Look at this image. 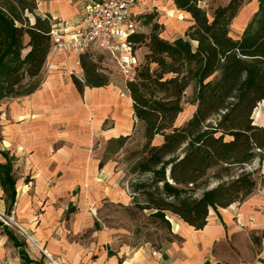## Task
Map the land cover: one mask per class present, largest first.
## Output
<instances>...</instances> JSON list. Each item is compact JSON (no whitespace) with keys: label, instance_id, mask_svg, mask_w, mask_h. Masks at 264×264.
I'll list each match as a JSON object with an SVG mask.
<instances>
[{"label":"trees","instance_id":"1","mask_svg":"<svg viewBox=\"0 0 264 264\" xmlns=\"http://www.w3.org/2000/svg\"><path fill=\"white\" fill-rule=\"evenodd\" d=\"M171 1L177 11L189 15L191 25L183 37H160L156 22L148 35L130 37L136 50L144 44L147 53L134 68V77L124 83L132 117L143 126L144 138L130 173L137 179L146 176L130 185L129 193L137 209L167 225V214L176 216L198 230L206 224L208 209L227 207L252 193L253 172L244 167L255 159L264 162V127L252 118L264 100V0H257L252 19L236 39L230 36L231 23L250 0H228L210 16L202 0ZM36 10V0H0V101L30 95L40 86L36 79L50 52L51 21ZM154 16L149 14L145 25ZM78 61L83 76L71 80L80 95L85 88L110 84L92 54H82ZM188 88L195 110L177 127ZM157 136L162 142L154 145ZM129 137L111 139L107 148L114 145L116 153ZM211 177L218 183L208 188ZM14 185L11 162L6 160L0 165V186L9 203L6 215L15 200Z\"/></svg>","mask_w":264,"mask_h":264},{"label":"crops","instance_id":"2","mask_svg":"<svg viewBox=\"0 0 264 264\" xmlns=\"http://www.w3.org/2000/svg\"><path fill=\"white\" fill-rule=\"evenodd\" d=\"M36 1L38 15L55 18L67 28L81 15L69 0ZM201 3L209 4L210 0ZM153 10L158 13V8ZM183 14L190 26L189 15ZM53 57L62 59L66 67L77 66L79 72L75 74L82 78L79 56L67 51L49 53L48 60L52 58L49 67L56 71L59 66ZM70 74L57 71L48 74L32 94L0 101V165L10 160L15 181L16 194L10 213L22 230L33 233V239L26 237L29 243L44 252L35 256L22 254L24 260L17 255H0L5 264H48L43 256L52 264H264V162L257 164L252 193L227 207L208 209L203 228L196 230L176 216L166 217L171 240L159 251L145 248L112 252L102 239L103 233H96L97 245L88 240L82 243L74 240L71 235L77 232L72 228L74 216L62 218L65 210L70 213L67 205L73 202V189L81 183L94 182L95 177L98 180L114 176L111 160H103L99 168L102 159L87 160L82 146L88 144L91 129L102 134L106 145L111 139L125 136L132 125L122 113L125 108L124 112L132 116V110L129 96L122 100L117 88L111 85L85 88L80 95ZM188 90L191 89L185 93ZM108 118L112 123L101 130ZM258 126L264 127V116L263 124ZM24 153L28 155L25 161ZM81 197L79 193L75 198L77 213L85 214L88 210ZM8 206L0 186V211H7ZM11 237L13 240L8 236L18 248L20 243Z\"/></svg>","mask_w":264,"mask_h":264},{"label":"rangeland","instance_id":"3","mask_svg":"<svg viewBox=\"0 0 264 264\" xmlns=\"http://www.w3.org/2000/svg\"><path fill=\"white\" fill-rule=\"evenodd\" d=\"M89 1L90 0H69V2H72L73 6H76L78 15L81 14L84 5ZM227 2L228 0H217L214 3H205L204 5L201 3V7L206 11L207 15L210 16L216 6L224 5ZM156 8H158V13L153 10ZM256 8L257 0H250L240 8L230 26V36L232 38L236 39L240 36L245 26L252 19ZM134 11L135 14H137L138 21L143 25V33L145 35L149 34L151 24L155 22L160 25V29L158 30L160 32L159 36L168 41L183 37L188 27V17L184 16L183 13L177 12L174 7L171 6L169 0H135ZM149 14H154L155 16L150 24L145 25ZM29 21L30 23H33L31 16H29ZM26 43L27 37L25 36L23 44L26 45ZM27 51L28 48L25 47L22 51L23 55ZM146 53L147 49L145 45L140 44L137 48V55L139 56L141 64L144 62V55ZM48 55L42 70L36 79L40 84L45 80L48 74L55 73L56 71L62 73L71 72V77L80 76V74H75L77 71L79 72L77 66L76 69H73L70 66L66 67L60 58L56 60L53 57V60L55 59V62H58L56 64L59 68L56 71L51 70L49 65L52 64V58L48 60ZM92 58L97 63L100 71L108 76L110 80L109 85L117 88L119 97L122 100H125L128 94L125 90L124 83L134 77L135 71L133 70L127 74L121 72L108 57L98 52L92 53ZM152 68H154V66H152ZM191 93L192 91L188 90V92L184 94V97H182V112L179 114L175 122V126L177 127L183 126L191 118L195 110V106L190 104ZM125 110L126 109L124 108V111ZM124 111L122 115L127 117L129 126L132 125V128L129 127L126 130L125 136L130 135V137L125 142L124 146L116 151V153L114 145L107 148L103 136L98 130L94 132L91 129L88 137V144L82 146L83 151L86 152V158L89 161L96 158L111 160L114 165L113 178H98L97 180L95 177L93 178L94 182L81 183L80 187L74 188L72 191L73 202L67 205L70 213H67V210H65L62 218L68 219V217L74 216L72 228H75L77 232L76 234L71 235L74 237V240L81 243L88 240L90 243L94 242L95 245H97L99 239L96 236V233H103L102 239L105 241L106 247L112 252H130L145 248L159 251L169 240H171L169 231L170 226L163 220L152 217L149 211L139 210L132 204L129 193L130 185L137 180L142 181L146 178V176H142L137 179L135 175L130 173L132 163L138 157V152L144 143L143 126L140 123L135 122L133 117L129 114L127 115ZM263 116L264 100L256 106L252 113L253 123L256 125H262ZM92 120L93 118H91L90 125H92ZM109 123H112L111 118L105 120L101 130L109 128ZM1 135L0 124V145L2 144ZM161 142L162 138L157 136L155 137L153 144L159 145ZM27 157L28 155L26 153L22 154V159L24 161ZM257 164L258 160L255 159L248 166L244 167L245 171L253 172L254 179L258 170ZM233 172L237 173L238 170H233ZM211 174L212 171L209 172V176ZM217 183L218 181L212 177L209 178L208 188L214 187ZM79 193L82 194V205L87 207L88 210L87 212L85 211V214L77 213L75 198ZM200 194V190L196 192L197 196ZM126 196L129 198H126ZM5 213L6 211H0V214H2L0 216V223L3 225V227H0V255L5 257L17 255L20 260H24L22 254L27 255L28 253L31 256L43 255L41 250L34 248L26 238L27 236L33 238V233L26 229L23 230L24 232H20L17 227L19 226L21 228L18 221L11 213H9V215H6ZM166 217L170 218V215L167 214ZM2 220H4L5 223H3ZM87 223L90 225L89 228H87ZM7 232L20 243L18 248H15L10 238H8ZM43 257L46 263L52 264L46 256Z\"/></svg>","mask_w":264,"mask_h":264},{"label":"built area","instance_id":"4","mask_svg":"<svg viewBox=\"0 0 264 264\" xmlns=\"http://www.w3.org/2000/svg\"><path fill=\"white\" fill-rule=\"evenodd\" d=\"M134 1L90 0L71 28L50 18V53L67 51L80 56L98 52L108 57L121 72L133 71L140 59L130 37L143 34V25L133 10ZM2 222L5 223L4 220ZM5 262L0 256V264Z\"/></svg>","mask_w":264,"mask_h":264},{"label":"bare ground","instance_id":"5","mask_svg":"<svg viewBox=\"0 0 264 264\" xmlns=\"http://www.w3.org/2000/svg\"><path fill=\"white\" fill-rule=\"evenodd\" d=\"M29 239V238H28ZM33 239V238H32ZM31 241V240H30ZM37 246V245H36Z\"/></svg>","mask_w":264,"mask_h":264}]
</instances>
